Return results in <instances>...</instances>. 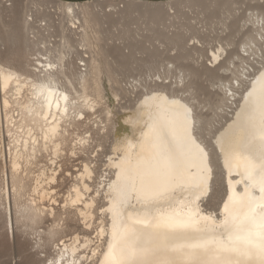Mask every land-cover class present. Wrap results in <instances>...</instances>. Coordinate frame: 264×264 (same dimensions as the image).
<instances>
[{"label":"bare ground","instance_id":"obj_1","mask_svg":"<svg viewBox=\"0 0 264 264\" xmlns=\"http://www.w3.org/2000/svg\"><path fill=\"white\" fill-rule=\"evenodd\" d=\"M151 5V9L160 15L161 3ZM235 5L234 2L224 6L225 13L229 14L233 21L222 24L226 29L244 31L243 29L247 28L245 31H248L247 21L240 26L236 21ZM75 6L78 5L65 7L68 23L61 28L63 38H66L67 31H87ZM255 10L256 14L252 15L255 20L249 29L252 32L246 34V42L243 43L245 56L235 53V57L241 60L243 65L239 66L241 70L238 68L232 72L234 77L225 86L227 100L232 101L231 105L227 104V107L233 108L231 117L226 118L225 123L213 131V120L210 121L198 114L196 106L188 98L175 94L164 86L149 89L136 106L125 111L115 126V139L107 161V166L112 171L109 180L106 177L105 181H101L99 184L102 187L96 191L97 195L91 196V184L96 176L94 166L88 162L80 163L81 168L74 176L75 183L71 184L69 200L64 206L68 218L71 216L81 218L84 225L89 228L96 218L98 198L101 193L103 194L106 200L101 208V223L97 232V242L100 244L92 249L93 240L88 235L82 237L75 235L67 240L59 238L54 241L56 256L51 260V264H90L91 262H88L90 256L82 255L87 249H92L89 261L93 264H111L112 254L119 255L118 249L124 243L122 230L125 227L135 229L140 241L146 244L171 243L173 240L183 242L185 239L201 238L227 240L228 233L223 222L228 219L231 223L233 217L237 220L242 218L246 208H243L240 202L250 199L253 206L264 202L262 200L264 193L260 190L259 182L253 183L248 178L243 163L232 155L236 141L248 130L246 115L254 106V102L264 96V55L257 65L246 58L252 48L248 46L259 42L257 36L263 38L261 31H264V2L258 0ZM43 25L49 28L50 23L46 21ZM84 35L85 41L86 32ZM183 39L180 38L181 43ZM51 52L52 49H49V56ZM224 55H228V49L223 45L211 50L209 60L212 69H207V74L214 78L212 82L218 78L215 68L219 69L222 66ZM191 57L190 54L187 56ZM230 60L234 62L233 58ZM59 61L48 60L43 71L36 77H23L13 69L0 67V166L5 176L10 172L12 192L15 195L22 190L25 191L22 185L23 172L26 174L37 164L44 152L51 153L53 156L51 162L56 165L65 151L74 155L77 145L84 151L91 143L90 135L80 138L78 144L72 145L70 133V127L84 115L82 104L77 107L73 102L76 98L73 90L76 83L85 88L88 86L84 73L87 70L84 72L81 70L78 77L73 79L66 69V64ZM81 62H84V67L87 66L85 60L81 59ZM73 64L69 62L67 66L71 67ZM61 77H64V80ZM116 83L120 81L116 80ZM11 87L12 89L16 87L19 95L25 89L31 94L26 103L18 104L20 109L16 111V115L12 112L13 109L11 110L12 101L9 100L11 97L7 96ZM87 94L84 96L82 94L84 109H96L98 97L91 98ZM218 108L222 109L220 105ZM258 120L257 114V123ZM212 131L213 137L208 139L207 135L213 133ZM69 173V176H72L71 172ZM58 176L59 172L55 169L51 170L50 176H47L44 170L41 171L35 177L32 196L46 201L47 197L57 195L58 192L52 185L58 182ZM45 180H48V188L42 184ZM7 185L8 196L11 189L9 184ZM36 201L34 198L30 205H17L16 209L21 214L17 218L19 222L25 219L26 222L41 225L45 223L47 216L55 217V208L50 210L38 208ZM10 206L6 211L9 216L7 233L9 238L13 239L15 226ZM176 222H186L189 227L177 229L176 232L164 227L166 224ZM158 224L159 227L156 226ZM61 232L64 233L58 228L51 231L50 235L56 238ZM110 244L113 245L112 252L109 249ZM159 255L162 256L164 253L161 252ZM244 264H259V261L244 260Z\"/></svg>","mask_w":264,"mask_h":264},{"label":"rangeland","instance_id":"obj_2","mask_svg":"<svg viewBox=\"0 0 264 264\" xmlns=\"http://www.w3.org/2000/svg\"><path fill=\"white\" fill-rule=\"evenodd\" d=\"M234 2L236 21L239 26L247 21L248 31H245L247 28L244 31L226 29L222 24L233 21L225 13L224 6ZM257 2L258 0H169L159 2L162 5L159 15L151 9L153 3L146 1L92 0L86 3H65L58 0H0V67L13 69L23 77H36L43 71L48 60H61L73 79L78 77L81 70L84 72L86 69L84 73L88 86L85 88L76 83L74 90L78 92L73 90L76 97L73 102L76 106L82 104L84 115L70 127L71 144H78L80 138L90 135L92 138L87 150L82 151L77 145L76 154L71 155V152L65 151L67 153L64 152L59 157L56 165L51 162V153L44 152L39 157L40 161L21 175L26 192L22 190L15 195L12 192L10 172L5 176L0 166V264H51L56 256L54 241L59 238L67 240L75 235H88L93 240L92 249L100 244L97 242V232L100 229L101 208L106 200L103 194L98 198L96 218L89 228L81 218H68L64 206L69 200L71 184L75 183L74 176L81 168L80 163L88 162L94 166L96 176L91 184V196L97 195L96 191L102 187L99 184L101 181H105L106 177L109 180L112 171L108 168L107 161L115 139V126L125 111L136 106L149 89L164 86L175 94L188 98L196 106L198 114L213 120V131L221 127L226 118L231 117L233 108L227 107V104L231 105L232 101L227 100L225 86L228 81H232V72L243 65L235 57V53L245 56L243 43L246 42V34L252 32L249 29L255 20L252 15L256 14ZM75 4L78 5L75 6L77 14L87 31H67L66 38H63L61 28L68 23L65 7ZM46 21L50 23L49 28L43 25ZM85 32L87 40L84 41ZM261 32L263 38L257 36L259 42L248 46L252 48L249 56H246L256 65L264 55V31ZM180 38H184L182 43ZM219 45L228 49V55H224L222 66L215 68L218 78L212 82L214 78L207 74V69H212L209 56L211 50L217 49ZM49 49H52L50 56ZM189 54L191 58H187ZM232 58L233 63L230 60ZM81 59L86 61V67ZM69 62L74 63L71 66L73 69L67 66ZM61 78L64 80V77ZM116 80L120 81L119 85ZM16 90V87H11L7 94L8 98L11 97L9 100L12 101L11 110L13 109L14 114L20 109L18 104L26 103L31 98L28 90H23L20 95ZM77 93L81 96L87 94L95 99L98 97L96 109H84L83 96ZM219 105L222 109L218 108ZM213 134L214 132L210 133L211 136L208 134L207 138L212 139ZM53 169L59 172L58 182L52 185L58 194L50 197L51 199L47 197L46 201L32 196L35 177L43 170L50 176ZM69 172L72 176H69ZM7 184L11 189L8 196ZM42 184L48 188V180ZM34 198L38 208H55V217L47 216L45 223L41 225L26 222L25 219L19 222L17 218L21 214L16 208L19 205H30ZM9 206L12 207L11 217L15 226L13 239L7 233L9 216L6 211ZM58 228L64 233L57 234L56 238L51 237L50 232ZM92 249L83 251L82 255L91 258Z\"/></svg>","mask_w":264,"mask_h":264},{"label":"snow or ice","instance_id":"obj_3","mask_svg":"<svg viewBox=\"0 0 264 264\" xmlns=\"http://www.w3.org/2000/svg\"><path fill=\"white\" fill-rule=\"evenodd\" d=\"M246 124L248 130L236 141L232 155L243 163L248 178L253 183L258 181L264 193V96L254 102L246 115ZM240 203L246 208L242 218L233 217L231 223L228 219L223 222L227 240L201 238L146 244L140 241L135 229L125 227L122 230L124 243L118 249L119 255L112 254L111 264H244V260L251 262L254 259L264 264V202L253 206L248 199ZM225 207L227 209V205ZM164 227L176 232L189 224L176 222ZM109 249L112 252L113 245L110 244ZM161 252L164 255H159Z\"/></svg>","mask_w":264,"mask_h":264},{"label":"crops","instance_id":"obj_4","mask_svg":"<svg viewBox=\"0 0 264 264\" xmlns=\"http://www.w3.org/2000/svg\"><path fill=\"white\" fill-rule=\"evenodd\" d=\"M58 1H62L65 3H86L92 0H58ZM139 1H146V2H150V3H159V2H165V1H169V0H139Z\"/></svg>","mask_w":264,"mask_h":264}]
</instances>
